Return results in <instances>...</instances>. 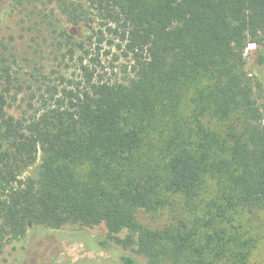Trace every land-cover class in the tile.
<instances>
[{
  "label": "trees",
  "instance_id": "trees-1",
  "mask_svg": "<svg viewBox=\"0 0 264 264\" xmlns=\"http://www.w3.org/2000/svg\"><path fill=\"white\" fill-rule=\"evenodd\" d=\"M249 44L264 0H0V261L19 245L27 263L37 229L89 241L103 225L146 264H264Z\"/></svg>",
  "mask_w": 264,
  "mask_h": 264
},
{
  "label": "rangeland",
  "instance_id": "rangeland-1",
  "mask_svg": "<svg viewBox=\"0 0 264 264\" xmlns=\"http://www.w3.org/2000/svg\"><path fill=\"white\" fill-rule=\"evenodd\" d=\"M94 26V25H93ZM86 31L85 27L81 28V33L78 31L77 34H84ZM29 32H27L28 34ZM93 42V41H92ZM96 45L93 43L92 48ZM91 48V50H92ZM99 50L100 60H101V70L105 74L106 78L112 80H122L127 76V72L122 73L121 69L123 65H129L128 62L122 57L121 51L118 48L113 47L109 49L106 45H100ZM49 52L50 49L46 48ZM46 51L43 53L44 61L42 65H45L46 68H54L58 61H52L48 59ZM260 56L264 57V44L263 46H258L256 44H249L244 51L245 58V70L251 76L253 83L255 84V97L257 103L264 110V62L260 63ZM71 72V69H69ZM54 76L52 77V79ZM12 112L14 110H11ZM264 122V121H263ZM40 158H37L36 164L39 163ZM33 171V170H32ZM30 170L25 172L22 178H25L31 174ZM138 219L142 223L150 224V219L143 213L139 212L137 215ZM74 228H67L65 232H73ZM86 232V235L92 238L94 241L93 245H90L89 241H84L83 239L79 240H70L61 238L60 235H51L45 229H37L32 237V240L29 242L27 247H29L27 263L22 264H124L121 257H131L135 260L136 264H146L145 260L137 255L131 249H123L117 245H114L112 241L107 237V231L103 225L83 229ZM121 234L120 236H123ZM92 241V242H93ZM104 242L105 244H100ZM20 246H16V250L6 251L11 252L12 255H9L8 261H0V264H21L20 262H13L14 257L19 256ZM258 260L264 262V245L258 252ZM21 260V259H20Z\"/></svg>",
  "mask_w": 264,
  "mask_h": 264
}]
</instances>
